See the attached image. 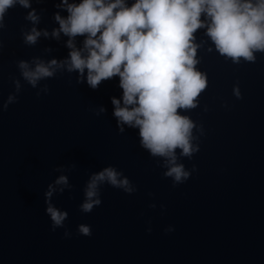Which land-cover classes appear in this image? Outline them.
Instances as JSON below:
<instances>
[{"label":"water","instance_id":"water-1","mask_svg":"<svg viewBox=\"0 0 264 264\" xmlns=\"http://www.w3.org/2000/svg\"><path fill=\"white\" fill-rule=\"evenodd\" d=\"M30 3L8 9L0 28V264H264V52L233 63L206 28L193 33L200 45L194 67L207 87L198 107L181 114L196 124L199 151L180 157L191 175L173 187L163 160L140 146L138 129L118 130L111 98L122 96L119 77L95 90L64 69L35 88L22 79L19 61H62L69 52L68 37L51 36L59 27L54 14L67 16L60 0ZM33 9L35 25L26 19ZM33 27L49 36L29 46L24 34ZM83 39L76 38L77 47ZM10 94L16 102L3 108ZM106 166L135 191L103 184L101 204L83 213L86 184ZM61 175L69 187L51 202L68 216L52 231L44 193ZM81 224L90 236L78 232Z\"/></svg>","mask_w":264,"mask_h":264},{"label":"clouds","instance_id":"clouds-1","mask_svg":"<svg viewBox=\"0 0 264 264\" xmlns=\"http://www.w3.org/2000/svg\"><path fill=\"white\" fill-rule=\"evenodd\" d=\"M17 5L31 7L30 0H0V28L4 27L7 10ZM57 7L67 16L54 14L59 27L51 36L68 37V57L47 62L34 59V66L21 60L18 68L22 79L35 88L40 80L53 78L58 69H64L78 73L77 82L86 79L95 90L102 82L119 77L122 96L111 98L119 132H124V126L138 129L140 146L151 157L163 160L167 169L163 176L171 178L172 186L187 181L191 173L178 161L180 157L190 159L199 146L193 143L195 122L181 112L198 107L197 98L207 87L206 77L194 67L200 45L194 44L193 33L206 28V35L221 55L233 63H240L241 57L254 62V51L264 52V0H134L131 5L127 0H60ZM26 19L35 25L40 17L33 9ZM41 35L48 37L49 33L33 27L24 34V43L33 46ZM77 37H84L82 47H77ZM14 84L18 93L19 80ZM44 90L48 91L47 85ZM234 94L239 98L238 90L234 89ZM14 102L16 95L10 94L3 108ZM104 111L101 107L99 113ZM103 184L128 194L135 191L122 172L106 166L93 173L86 184L80 205L83 213L101 204ZM64 187H69L68 178L61 175L44 193L52 231L63 228L68 216L51 202L53 194L63 192ZM78 232L92 234L90 226L84 224L79 225ZM64 235L70 233L65 231Z\"/></svg>","mask_w":264,"mask_h":264}]
</instances>
